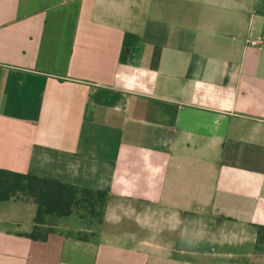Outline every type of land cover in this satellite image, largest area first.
I'll use <instances>...</instances> for the list:
<instances>
[{"label": "crops", "instance_id": "crops-1", "mask_svg": "<svg viewBox=\"0 0 264 264\" xmlns=\"http://www.w3.org/2000/svg\"><path fill=\"white\" fill-rule=\"evenodd\" d=\"M0 169L107 194L0 264H264V0H0Z\"/></svg>", "mask_w": 264, "mask_h": 264}, {"label": "trees", "instance_id": "trees-1", "mask_svg": "<svg viewBox=\"0 0 264 264\" xmlns=\"http://www.w3.org/2000/svg\"><path fill=\"white\" fill-rule=\"evenodd\" d=\"M19 196L30 198L36 205L34 226L28 236L32 240L45 241L52 230L46 226L48 217H66L76 212L81 219L86 215L101 219L107 194L0 169V201H8ZM257 241L264 243L263 225L257 226Z\"/></svg>", "mask_w": 264, "mask_h": 264}, {"label": "rangeland", "instance_id": "rangeland-1", "mask_svg": "<svg viewBox=\"0 0 264 264\" xmlns=\"http://www.w3.org/2000/svg\"><path fill=\"white\" fill-rule=\"evenodd\" d=\"M78 214L76 212L72 213L71 217L65 221H71L73 225L79 224ZM80 218V217H79ZM81 219V218H80ZM100 219L97 217H91L86 215L83 219H81L82 225L88 228H92L95 223H97Z\"/></svg>", "mask_w": 264, "mask_h": 264}, {"label": "built area", "instance_id": "built-area-1", "mask_svg": "<svg viewBox=\"0 0 264 264\" xmlns=\"http://www.w3.org/2000/svg\"><path fill=\"white\" fill-rule=\"evenodd\" d=\"M249 45H250V46H256V42H254V41H250V42H249Z\"/></svg>", "mask_w": 264, "mask_h": 264}]
</instances>
